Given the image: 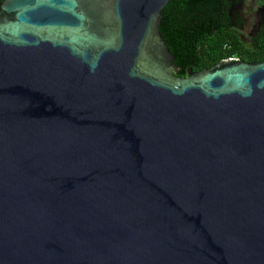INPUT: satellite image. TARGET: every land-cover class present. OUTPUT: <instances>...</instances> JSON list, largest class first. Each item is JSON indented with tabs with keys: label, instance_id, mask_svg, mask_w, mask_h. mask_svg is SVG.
I'll list each match as a JSON object with an SVG mask.
<instances>
[{
	"label": "water",
	"instance_id": "obj_1",
	"mask_svg": "<svg viewBox=\"0 0 264 264\" xmlns=\"http://www.w3.org/2000/svg\"><path fill=\"white\" fill-rule=\"evenodd\" d=\"M170 1H0V264H264V61L178 76Z\"/></svg>",
	"mask_w": 264,
	"mask_h": 264
},
{
	"label": "trees",
	"instance_id": "obj_2",
	"mask_svg": "<svg viewBox=\"0 0 264 264\" xmlns=\"http://www.w3.org/2000/svg\"><path fill=\"white\" fill-rule=\"evenodd\" d=\"M2 1V0H0ZM223 3V2H222ZM218 0H171L162 11L160 32L174 62L178 76L188 71H201L229 58L250 61L237 31L218 25L224 5ZM256 60L264 59V52Z\"/></svg>",
	"mask_w": 264,
	"mask_h": 264
},
{
	"label": "flooded vegetation",
	"instance_id": "obj_3",
	"mask_svg": "<svg viewBox=\"0 0 264 264\" xmlns=\"http://www.w3.org/2000/svg\"><path fill=\"white\" fill-rule=\"evenodd\" d=\"M224 5L218 16V25L238 32L244 49L254 54L248 62H261L264 52V0H218Z\"/></svg>",
	"mask_w": 264,
	"mask_h": 264
},
{
	"label": "built area",
	"instance_id": "obj_4",
	"mask_svg": "<svg viewBox=\"0 0 264 264\" xmlns=\"http://www.w3.org/2000/svg\"><path fill=\"white\" fill-rule=\"evenodd\" d=\"M237 60H240V59L239 58H236V57H233V58H229V59H227L225 61H237Z\"/></svg>",
	"mask_w": 264,
	"mask_h": 264
}]
</instances>
